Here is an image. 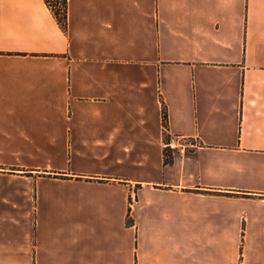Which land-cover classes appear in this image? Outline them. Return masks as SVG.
Returning a JSON list of instances; mask_svg holds the SVG:
<instances>
[{
	"label": "crops",
	"instance_id": "1",
	"mask_svg": "<svg viewBox=\"0 0 264 264\" xmlns=\"http://www.w3.org/2000/svg\"><path fill=\"white\" fill-rule=\"evenodd\" d=\"M0 264H264V0H0Z\"/></svg>",
	"mask_w": 264,
	"mask_h": 264
},
{
	"label": "built area",
	"instance_id": "2",
	"mask_svg": "<svg viewBox=\"0 0 264 264\" xmlns=\"http://www.w3.org/2000/svg\"><path fill=\"white\" fill-rule=\"evenodd\" d=\"M48 8L56 16L61 25H66L68 19V0H46ZM162 132L165 137L164 148L166 158L172 159L176 155L187 156L199 146L198 141L185 136H173L170 133L167 115L162 117Z\"/></svg>",
	"mask_w": 264,
	"mask_h": 264
}]
</instances>
